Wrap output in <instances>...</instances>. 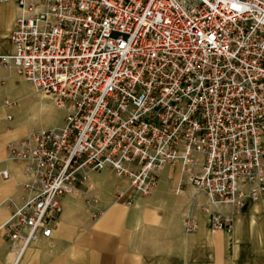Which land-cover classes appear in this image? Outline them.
I'll return each mask as SVG.
<instances>
[{
	"label": "built area",
	"instance_id": "1",
	"mask_svg": "<svg viewBox=\"0 0 264 264\" xmlns=\"http://www.w3.org/2000/svg\"><path fill=\"white\" fill-rule=\"evenodd\" d=\"M8 2L20 15L0 65L63 112L59 126L5 146V161L23 163L25 176L0 225L10 264L50 237L62 199L89 190L92 173L125 179L115 193L125 205L150 196L167 165L210 207L237 213L263 197L264 0H0ZM233 222L209 214L212 231ZM198 225L192 213L182 221L187 233Z\"/></svg>",
	"mask_w": 264,
	"mask_h": 264
},
{
	"label": "crops",
	"instance_id": "2",
	"mask_svg": "<svg viewBox=\"0 0 264 264\" xmlns=\"http://www.w3.org/2000/svg\"><path fill=\"white\" fill-rule=\"evenodd\" d=\"M19 15L14 3H0V56L13 52L9 35ZM17 81L32 93L13 67L0 65V101L24 98ZM38 98L30 109L42 114L53 107ZM7 114L13 115L12 121L5 119ZM30 118H20L17 107L0 109V171L6 169L11 176L8 181L0 179V225L12 213L8 200H19L25 180L23 163L5 161L6 144L59 125L31 128ZM262 144L264 147V137ZM194 171L199 172L200 166ZM180 180L182 191L175 195L172 190ZM89 188L80 186L76 195L62 199L58 225L49 238L32 243L19 264H264V195L237 213L226 206L210 207L205 193L191 186L178 166L171 165L164 168L150 196H134L129 205L115 200L116 191L126 189L127 181L109 170L92 173ZM202 207L207 211L201 212ZM211 212L232 215L231 230L212 231ZM190 213L199 225L187 233L182 221ZM13 257L0 233V264H10Z\"/></svg>",
	"mask_w": 264,
	"mask_h": 264
},
{
	"label": "rangeland",
	"instance_id": "3",
	"mask_svg": "<svg viewBox=\"0 0 264 264\" xmlns=\"http://www.w3.org/2000/svg\"><path fill=\"white\" fill-rule=\"evenodd\" d=\"M18 90L24 95V98L20 99L19 101H15L17 103V110L19 111L20 118H27L28 116H31L28 125L33 127H39L44 124H59L62 121L63 118V112L52 107L51 101L48 99L42 98V101L45 102V104L50 105L52 108L49 110H45L42 114L38 113L35 108L30 109L28 106L32 105L33 103H36L38 101L39 95H36L28 92V89L24 83L21 81H17ZM46 116V119L50 117L52 120L48 121L44 119ZM59 121V122H57ZM57 122V123H56ZM58 125V126H59Z\"/></svg>",
	"mask_w": 264,
	"mask_h": 264
}]
</instances>
